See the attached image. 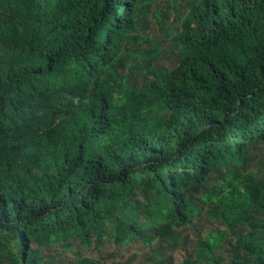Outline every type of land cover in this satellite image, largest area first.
Listing matches in <instances>:
<instances>
[{
    "label": "trees",
    "instance_id": "16d2710c",
    "mask_svg": "<svg viewBox=\"0 0 264 264\" xmlns=\"http://www.w3.org/2000/svg\"><path fill=\"white\" fill-rule=\"evenodd\" d=\"M156 1L0 0V264H264V0Z\"/></svg>",
    "mask_w": 264,
    "mask_h": 264
},
{
    "label": "rangeland",
    "instance_id": "374dc122",
    "mask_svg": "<svg viewBox=\"0 0 264 264\" xmlns=\"http://www.w3.org/2000/svg\"><path fill=\"white\" fill-rule=\"evenodd\" d=\"M186 12L187 9L183 4H181L179 12L176 14L173 8H167L165 0H157L150 8L149 13L143 16L145 21H143L144 29L142 33L148 37H162L161 34L164 30L166 31L170 28L177 30L179 28L180 21L179 19H174L179 16L182 17L186 14ZM162 14L164 17H162ZM156 16L162 17L160 22H157V19L155 18ZM172 60L173 59L163 51L159 63L163 65H170ZM208 226L210 227V225H207V227ZM203 232L204 230L199 229V227L190 231L191 246L197 243V239L199 237L204 236ZM103 253L104 254L102 256L100 252L93 248L88 249L83 246L76 245L70 250L53 248L49 253H47V260L51 261L52 264H73L82 258L92 259L100 264H150L146 261L147 257L150 256L149 249L144 248L140 244H137L136 246H129L122 251L115 250L114 246H108ZM136 253L138 254L135 255ZM186 255L187 253L185 249H178V251L172 255L171 264H181L186 258Z\"/></svg>",
    "mask_w": 264,
    "mask_h": 264
}]
</instances>
